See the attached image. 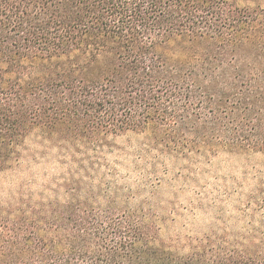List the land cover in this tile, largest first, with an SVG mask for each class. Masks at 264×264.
Masks as SVG:
<instances>
[{"label":"trees","instance_id":"trees-1","mask_svg":"<svg viewBox=\"0 0 264 264\" xmlns=\"http://www.w3.org/2000/svg\"><path fill=\"white\" fill-rule=\"evenodd\" d=\"M36 133L264 155V0H0V173ZM66 188L0 199V264H264V233L166 238L134 192Z\"/></svg>","mask_w":264,"mask_h":264},{"label":"rangeland","instance_id":"rangeland-1","mask_svg":"<svg viewBox=\"0 0 264 264\" xmlns=\"http://www.w3.org/2000/svg\"><path fill=\"white\" fill-rule=\"evenodd\" d=\"M71 185L90 193L97 188L134 192L130 205L153 207L164 219L166 238L264 233L263 154L176 157L154 150L144 135L129 133L112 140L104 154L74 156L36 133L28 138L22 161L0 173V199L22 191L27 198L65 199Z\"/></svg>","mask_w":264,"mask_h":264}]
</instances>
